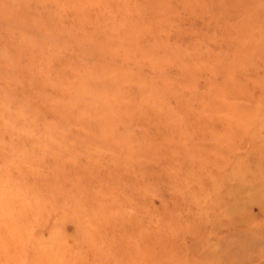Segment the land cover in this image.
Segmentation results:
<instances>
[{
  "label": "rangeland",
  "instance_id": "rangeland-1",
  "mask_svg": "<svg viewBox=\"0 0 264 264\" xmlns=\"http://www.w3.org/2000/svg\"><path fill=\"white\" fill-rule=\"evenodd\" d=\"M0 264H264V0H0Z\"/></svg>",
  "mask_w": 264,
  "mask_h": 264
}]
</instances>
